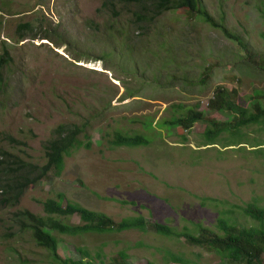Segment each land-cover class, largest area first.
Returning <instances> with one entry per match:
<instances>
[{
	"label": "rangeland",
	"instance_id": "1",
	"mask_svg": "<svg viewBox=\"0 0 264 264\" xmlns=\"http://www.w3.org/2000/svg\"><path fill=\"white\" fill-rule=\"evenodd\" d=\"M105 2L0 0V57L7 50L14 58L7 92L0 93L3 165L44 166L45 145L62 123H86L91 143L64 159L59 176L50 172L31 186L19 205L0 203V264H54L23 230L19 213L44 215L43 202L59 194L63 205L117 223L143 217L149 225L195 235L198 226L218 231L223 209L233 210L237 225L251 227L255 222L234 206L264 207V149L253 147L264 144V122L232 128L214 145L206 143L205 122L188 133L158 126L198 108L232 127L234 114L208 106L219 86L237 91L238 103L252 112L257 103L264 108V0H202L242 44L187 8L147 22L139 20L142 10L134 2L117 0L115 9ZM114 130L151 143L114 147L108 142ZM7 172L0 167V175ZM59 220L79 222L76 216ZM54 235L63 259L79 260L84 248L102 254L95 264L120 260V253L127 264H171L165 251L191 264H230L216 252L152 231Z\"/></svg>",
	"mask_w": 264,
	"mask_h": 264
},
{
	"label": "trees",
	"instance_id": "2",
	"mask_svg": "<svg viewBox=\"0 0 264 264\" xmlns=\"http://www.w3.org/2000/svg\"><path fill=\"white\" fill-rule=\"evenodd\" d=\"M115 1L106 0L104 6L115 9ZM121 1V0H120ZM141 7L139 20L152 22L163 13L177 8H187L189 13H196L204 21L215 27H221L224 34L238 39L239 37L230 33L224 27L220 26L213 17L209 15L202 4V0H128ZM28 28V27H21ZM14 58L6 50L0 57V93L7 92L9 85L7 69L13 64ZM237 91L232 92L219 86L214 92V97L209 101L208 106L213 111L230 112L234 114V124L231 122H218L209 120L199 109L190 108L187 113L180 117H174L170 121L158 124L159 128L167 127L169 129L178 128L188 133L192 131L194 125L198 122H205L207 127L204 132L205 140L208 145L216 144L220 136L226 131L242 128L251 124L264 122V108L255 104V111L252 112L249 107L238 103ZM235 97V100L233 99ZM134 97V96H133ZM145 128L150 129L151 123H144ZM86 123L77 124H59L53 131V137L45 145L46 164L42 167L20 161L16 168L4 166L0 160V167L8 168L5 175H0V192L2 198L0 203L8 206H17L24 197L26 191L33 185H37L42 179L46 178L50 172L59 176L63 167L64 159L69 157L74 151L85 148L89 149L91 143L86 134ZM239 131L233 133L236 135ZM81 137V138H80ZM114 147L135 148L139 146H148L151 141L147 140L141 134L129 135L114 130L111 139L108 141ZM227 146H232L227 145ZM264 144H258L256 153L263 152ZM260 150V151H259ZM206 201L219 202L216 199H205ZM126 204V203H124ZM235 209L240 210L245 216L252 219L255 224L251 227H241L232 221L229 214L233 210L223 209L217 221V229L210 230L198 226L197 235L190 233L187 229L183 232H175L174 229L161 224L149 225L143 217L136 219H123L121 222H115L110 217L95 213L74 203L67 202L62 204V195L58 199H48L43 202L44 215H34L29 211H21L19 220L22 223L23 230L30 232L36 245L45 249L54 264H95L96 259L102 258V254L97 252L93 255L84 248H79L81 254L79 260L63 259L58 255V238L54 233L68 236H81L86 234H105V233H124L132 230L146 234L148 231L165 238L185 239L188 244L194 247L206 249L212 253H218L230 264H264V207L257 203H247L244 206L236 205ZM76 216L78 224L63 223L59 220L61 217L70 218ZM164 260L171 264H191L181 256H177L169 251H165ZM120 260H115L110 264H127L128 256L120 253ZM152 264V263H150Z\"/></svg>",
	"mask_w": 264,
	"mask_h": 264
}]
</instances>
